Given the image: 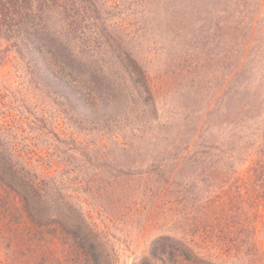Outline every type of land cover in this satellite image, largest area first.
Masks as SVG:
<instances>
[{"label": "rangeland", "instance_id": "374dc122", "mask_svg": "<svg viewBox=\"0 0 264 264\" xmlns=\"http://www.w3.org/2000/svg\"><path fill=\"white\" fill-rule=\"evenodd\" d=\"M10 1L0 158L45 187L33 226L0 186V264H182L181 242L216 264H249L252 247L264 264V0H88L93 14L74 0L87 21L70 41L71 11L26 3L44 18L35 33ZM78 225L94 259L73 243ZM222 235L242 249L221 254Z\"/></svg>", "mask_w": 264, "mask_h": 264}, {"label": "trees", "instance_id": "16d2710c", "mask_svg": "<svg viewBox=\"0 0 264 264\" xmlns=\"http://www.w3.org/2000/svg\"><path fill=\"white\" fill-rule=\"evenodd\" d=\"M30 1H31L30 4L34 3L33 0H21L20 3L10 1V6H11V4H12V6L15 3L18 4L15 7V9L14 8L13 9L11 8V9L13 10V13H16V14L19 13V16H20V18L11 16L10 19L12 21L13 20L18 21V22L22 23V25H25V27H22V29L27 28L26 26H30L34 30L35 33H37L38 31H44V30L40 29V26H41L40 23L42 24L44 18H41V15L39 17H37V15L35 17H33L29 14V11L32 10V8H30L27 4ZM87 2H88V0H83L86 13L88 12L89 14L90 13L93 14L95 12V9L90 8L89 4L87 7V5H86ZM73 3H74V0H41V1H38L39 10H40V8H41V10H43V9L46 10V8L53 7L56 11H58L57 13L55 12L58 15L60 14L59 8L61 9L62 12L63 11H66V12L71 11V13H70L71 15L70 14H68V15L62 14L61 16H59L60 17L59 19H63V20L68 19L67 17H69V16L76 17L73 19L72 18L69 19L68 23H63L64 26H63L62 30H60V33L65 37V39L67 41H70V37H68V36L72 35V34H78V36H83L81 39L85 38V33H84L85 31L81 30L83 28L81 23L83 20H86L87 17L85 18L82 15L80 16V14L78 12L80 6L75 7ZM2 5H4L3 0H0V10H1ZM22 9H24V10H22ZM81 9H84V8H81ZM2 12H0V18H3L5 16L8 19L9 16L6 14H11L10 8L5 6L4 11H2ZM78 18H80V19H78ZM35 20H38V21L35 22ZM9 23L10 22L5 23L6 26H8L7 24H9ZM20 23L19 24L15 23V25L20 26L21 25ZM2 25L3 24L0 21V26H2ZM69 26H71V27L66 29V30L64 29V27H69ZM10 29H12V24L10 25ZM47 32H48V30H47ZM16 38H17V34H16ZM85 41L86 40H82L81 42L85 43ZM30 42L34 44L33 46H37V47L42 46V48L44 47V45H46V42H45V44L44 43H38L37 38L33 41H30ZM75 42H77V41H75ZM93 42L98 43L99 41L95 40ZM80 47H81V50H77L74 55L82 57L86 53V57H87L88 55H96V53L98 52L93 47H88V49L86 47V50L83 49L85 47L82 48L81 45H80ZM65 49L68 50V48H65ZM47 52L51 53L50 51H47ZM55 62L61 68H63L62 67V66H64L63 60H60L59 62H58V60H55ZM135 71H137V77L143 79L144 76L141 75L143 72H141V70L139 68H138V70L135 69ZM68 76L70 77L69 74H68ZM255 175L257 177H259L260 175L262 177H264V166H261L260 171L257 172ZM0 186H2V188H3V186L8 187L10 190L15 192L21 198V201L23 203L22 207H23L25 217L29 219V221H28L29 225L31 224L34 226V224H36L34 221L36 212H34L32 209L30 210L29 205H30V202L32 201V197H35L36 195H38L39 191L42 192L44 190L43 187H45V182H43V179L42 180L39 179V176L36 174L35 170L33 168H29L28 164L26 162H24L22 159H19L17 161H13L12 158L5 157V158H0ZM0 201H6V198L4 196L0 195ZM9 203H11V202H8V209L11 207L9 205ZM13 207H14V210L17 211V207L14 204L11 207L12 211H13ZM4 208L7 209V204ZM16 217H17V215H16ZM78 228L80 230L79 225H78ZM78 228H77L78 235L76 236L75 240L73 238L74 245H76L79 249H81L82 252H84V254H86L87 256L90 257V259H94V257H97L93 252L95 243L93 241H90L89 238H86L84 232H82L81 230L79 232ZM31 229H33V228H31ZM27 233L31 234L32 230L27 231ZM37 233L39 234V232H36L35 234H37ZM215 239H217L216 240L217 245L220 246L219 249L221 250V254H224L226 256H228V252L232 248L236 252H239L243 246V242H241V241L233 242L229 238H226L224 235L217 236V238H215ZM245 253L249 254L251 256L250 259L248 257H246L245 260L248 261L249 264H255L257 261V259H255L257 251L254 249L252 250V247H251L250 249L246 248ZM178 256L181 258L182 264H216L215 259L217 258L216 255L213 256V253H211V255L208 257H204L202 255H199V253L195 252L193 250V248H191L185 242H181V248L178 249ZM222 262H225V261L222 260Z\"/></svg>", "mask_w": 264, "mask_h": 264}]
</instances>
